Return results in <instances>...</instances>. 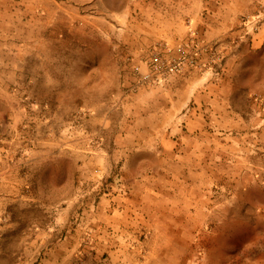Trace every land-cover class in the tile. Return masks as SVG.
<instances>
[{"label":"rangeland","instance_id":"obj_1","mask_svg":"<svg viewBox=\"0 0 264 264\" xmlns=\"http://www.w3.org/2000/svg\"><path fill=\"white\" fill-rule=\"evenodd\" d=\"M187 1L0 0V264H264V0L223 48Z\"/></svg>","mask_w":264,"mask_h":264},{"label":"crops","instance_id":"obj_2","mask_svg":"<svg viewBox=\"0 0 264 264\" xmlns=\"http://www.w3.org/2000/svg\"><path fill=\"white\" fill-rule=\"evenodd\" d=\"M189 0L187 2H191ZM247 2V0H245ZM242 3L244 0H206L203 5L204 18L199 16L198 12H192L190 19L193 21V27H197L200 32H204V41L207 43H221V37L227 32H240L239 18L246 9L242 10ZM191 4V3H190ZM203 19V20H202ZM176 29L174 32L186 31L185 23L182 26H178V22L174 23ZM173 25H169V28L163 29L164 32H172ZM185 27V28H183ZM196 28V29H197ZM240 43V42H238ZM230 45V44H228ZM224 43L220 44V47H224ZM153 92L156 99L154 100V108L158 109L157 119H168L175 123L177 114L186 108V106L193 101L192 96L194 90L188 91V94L180 97L179 91L175 86H169L168 88H160ZM178 111V112H177ZM182 112V113H181ZM188 112V110L186 111ZM184 123L187 122L185 115H182ZM224 257H222L223 259ZM223 262V260H220ZM220 263V262H219ZM252 264H256L251 262ZM245 264V263H244Z\"/></svg>","mask_w":264,"mask_h":264},{"label":"built area","instance_id":"obj_3","mask_svg":"<svg viewBox=\"0 0 264 264\" xmlns=\"http://www.w3.org/2000/svg\"><path fill=\"white\" fill-rule=\"evenodd\" d=\"M178 51V59L168 58L160 52L152 53L146 62L147 70L141 75V81L147 82L154 75V82L159 83L164 75L178 72L186 58L181 49Z\"/></svg>","mask_w":264,"mask_h":264}]
</instances>
